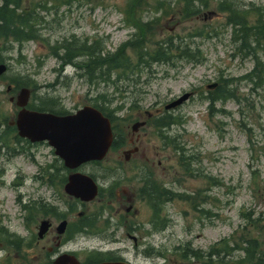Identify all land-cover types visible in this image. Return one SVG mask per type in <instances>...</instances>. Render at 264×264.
Listing matches in <instances>:
<instances>
[{
	"label": "rangeland",
	"instance_id": "rangeland-1",
	"mask_svg": "<svg viewBox=\"0 0 264 264\" xmlns=\"http://www.w3.org/2000/svg\"><path fill=\"white\" fill-rule=\"evenodd\" d=\"M147 1L146 21L159 18L153 31L154 39L163 41L174 37L176 42L190 45L195 52L199 49L201 63L175 59L174 62L162 61L144 66L134 77H129L138 78L140 75V84L135 93L132 94L133 86L128 87L132 82L122 81L119 85L124 89L127 87L129 92L124 94V98L117 99L115 90L104 82L100 83L102 85L98 90L95 86L98 83L88 85L85 82L88 78L80 77L76 67H65L60 73V63L49 55V46L74 36L81 42L100 39L108 51H115L135 33L133 28L124 23L126 0H79L71 6L57 3L56 9H53L56 3L49 2L51 13L40 12L45 18V27L40 32L42 39L23 45L13 39H0V55L8 66L5 74L8 79H0V136L9 133L6 120L14 119L18 110L15 103L10 102L12 94L6 92L13 77L30 81L31 87L37 85V103L45 96L55 97L60 102L59 108L69 112H76L85 105H94L97 94L106 93L115 100L110 109L124 106L116 114L122 119L130 117L136 120L142 116V120H146L148 114L162 115L167 104L186 93H192L190 101L170 112L178 124L167 135L184 147L189 156L199 159V164L192 167L197 176L184 178L176 155L171 149L163 147L152 125L139 133L143 159L138 158L129 165H153L159 171V180L166 186L192 196L199 193V201L207 197L201 208L211 212V216L194 212L191 204L184 201L168 203L164 209L169 219L168 227L164 231L154 232L152 239L147 240V244L155 251L153 261H144L143 257L137 256L133 242L125 236L121 243L110 247L101 236H78L71 248L79 250L99 246L107 247L104 251L122 249L121 253L126 259L138 264H197L193 259L182 261L179 255L182 251L179 253L178 248L184 246L189 250L207 252L211 246L224 240L233 246L241 243L242 235L248 238L247 233L253 227L242 214L261 217L264 227V68L263 73L251 81L239 80L254 70L255 55L264 65V38L257 42L252 37L248 41L251 46L243 48V34H235L233 25L228 23V13L223 10L226 8L225 2L233 3L247 13L249 26L254 29L258 25L255 24L258 14L262 15L264 24V0H209V6L206 5L207 0H195L197 13L191 18L187 17L186 21L181 15L183 0H166L172 6V13L168 15L158 12L157 0ZM29 3L32 5L36 1H25L23 6ZM120 74L112 72L113 79ZM225 79L236 80L234 94L242 101L240 104L233 101L218 103L210 116V103L202 97L209 95V86ZM100 81L104 79L97 82ZM136 102L137 107L131 109L132 103ZM8 138L11 149L23 145L26 153L14 155L2 146L4 141L0 142V226L27 242L21 244L19 249L7 248L0 242V264H45L46 253L41 251V247L35 244L28 246L32 243L36 226L32 225L31 229L26 227L28 215L17 199L22 196V203L42 202L55 206L57 200L53 194L56 190L43 187L35 177L48 166H61L63 163L47 143L17 144L13 133L8 134ZM8 153L12 154L10 159ZM124 158L121 153L113 151L101 165H85L80 171L95 176L100 186L108 190L112 178L104 179L105 172L124 163ZM204 176L214 178L219 184L209 183L208 178H202ZM176 179L183 181L181 187L174 184ZM13 182L19 183V187L11 188ZM101 206L97 200L86 205L87 212L92 214ZM78 207L71 217L73 223L77 221L79 211H86L81 205ZM110 209L106 217L114 215L117 208L111 206ZM140 209L138 222L147 220L150 215L146 205ZM251 236L264 241L258 232ZM161 252L164 258L159 255ZM233 255L235 259L243 258L244 252L235 251Z\"/></svg>",
	"mask_w": 264,
	"mask_h": 264
},
{
	"label": "trees",
	"instance_id": "trees-1",
	"mask_svg": "<svg viewBox=\"0 0 264 264\" xmlns=\"http://www.w3.org/2000/svg\"><path fill=\"white\" fill-rule=\"evenodd\" d=\"M194 2L195 0H184L182 12L184 16H186L184 17L185 20L187 17L191 18V15L197 13ZM157 4L159 6L158 11H162L163 15L172 13V7L170 4H166L165 2H158ZM146 5V0H129L127 2V7L125 10V23L128 26L135 28L136 34L134 35L133 40L124 43L117 50L115 55L104 56L102 43L93 42L90 44L88 40L81 42L75 38L68 40L69 42L63 46L60 45L58 48L53 49L52 51L54 52L52 55L59 58L64 63H72L78 57L88 59L85 63V67L87 70V78L91 84L97 82V80L102 79L106 75V73L103 72L105 66L107 67V80H110V73L116 69L122 70V74H125L127 72L139 70L144 66L152 65L154 62H173L175 58L185 59L188 61L199 60V58H196L197 56H200L198 49L195 52V50H193L190 46L181 42H176V38L174 37L167 38L163 41H156L154 39L155 35H153V31L159 19L156 18L148 22L144 21V18L139 14V11L142 12V9ZM228 9H232L231 11L234 19H240V21L234 20V22L237 23L236 27H239L237 28L239 29L238 31L243 34V48H249L251 46L249 45L248 41L252 37H255L256 41L258 42L261 39V31L264 29L263 22L261 21L254 28L256 30L254 33V29L248 25L247 18H245L243 13L232 6H228ZM36 24L37 23L34 21L32 16L23 17V15H17L14 11L8 10L6 8L0 9V36L2 37L8 38V36H13L20 42L38 39L37 30L35 29ZM60 50H64L63 56L60 54ZM128 50L134 52L135 61H132V57L127 52ZM254 59L256 62L255 69L243 79L252 80L253 77L260 76L261 73H263L264 65L259 60V58L256 57V55L254 56ZM0 62L2 63L3 61L0 59ZM7 79L8 78L5 77L3 80ZM12 83L18 87L30 86L20 77H14ZM233 84V79L220 81L218 89L210 92V94L205 99L208 100L211 105L219 101L225 102L229 99H235L240 102V100L233 94V89L231 88ZM96 102H104L105 104H101L102 108L105 109L107 96L100 95ZM40 103L41 104L38 107L41 110H45L49 107L47 104L52 103V101L50 99H45L40 101ZM212 109L213 108L211 106L210 110ZM174 123L175 121L171 115H165L162 118L153 120L154 127L160 133H162L163 129L171 127V125ZM9 130L15 131L14 129ZM162 136L164 141L165 139L167 140V145L173 146V149L177 154H179L178 160L180 161V165L184 174L187 177H194V170L191 168V157L186 156V154L183 152V149H177L176 145L172 144L168 137H165L163 133ZM115 144L116 146H119V139H117ZM208 181L211 184H219V182L213 178H208ZM152 192L153 195L151 203L156 210H159V208L164 209L166 202L174 200L175 198L186 201L191 200L193 209L198 210V204L194 202L189 196L181 195L179 193H175L172 190L165 189L164 187L160 186L156 180H153ZM203 202L204 199H202V203ZM202 215L211 216L210 212H207L206 214L203 212ZM242 217L245 218L253 227L247 233L248 238H244L245 234L242 235L244 240L241 238V243L235 244V246L232 248L230 242L225 240L212 246L207 253L202 251H192L191 256L188 250H184L180 254L182 259L187 261L193 257L199 261L200 264H264V241L259 240L258 237L251 236L252 233L258 232L261 237H264V227L261 224V217L253 218V216H247L245 214H242ZM161 220V223H163L164 219ZM236 250L243 251L245 255L244 258L229 260V258L232 257V253Z\"/></svg>",
	"mask_w": 264,
	"mask_h": 264
},
{
	"label": "water",
	"instance_id": "water-1",
	"mask_svg": "<svg viewBox=\"0 0 264 264\" xmlns=\"http://www.w3.org/2000/svg\"><path fill=\"white\" fill-rule=\"evenodd\" d=\"M0 67V75L5 71ZM30 92L22 90L18 105L25 107ZM189 98L184 96L168 107L174 108ZM17 126L22 137L33 142L48 140L56 149V154L65 160L69 168H77L91 160H102L113 142L111 124L108 119L93 108L86 107L75 116L56 117L54 115L23 110ZM66 192L83 201H91L97 195V187L92 179L76 174L70 178ZM47 223L42 226L41 236L47 230ZM66 224L59 227L63 233ZM56 264H80L75 258L63 257Z\"/></svg>",
	"mask_w": 264,
	"mask_h": 264
},
{
	"label": "flooded vegetation",
	"instance_id": "flooded-vegetation-1",
	"mask_svg": "<svg viewBox=\"0 0 264 264\" xmlns=\"http://www.w3.org/2000/svg\"><path fill=\"white\" fill-rule=\"evenodd\" d=\"M2 4H4L3 1H2ZM139 140L140 139L134 140V138H132L130 140V143L132 145H135V146L137 145L138 148L141 150V149H143V146L141 145L142 143ZM134 148H137V147H134ZM118 168H122V166H118ZM137 169H138V167H137ZM114 202H116L119 205V211L120 210H124L126 212V217L127 218L129 216H132V215L135 216L134 215L135 214V211L133 212V210H134V206H135V202H136V192L133 191L131 188L124 189V191L120 192L119 196H117V198H115ZM128 205L129 206H132V207H130V208H132L131 211H127L128 207H129ZM52 225L53 226H52L51 231L44 237L43 241L44 242H46V241L51 242L52 241V242H56V243L59 242L60 245H58L57 247H61V246L63 247L65 245V243H66V240L70 237V234L67 233L68 235L66 234V236L57 237V235L55 233L56 232L55 224L52 223ZM113 235L114 234L112 233V236ZM127 235L133 239V241L135 242L136 245H138V239H137V237H134L131 234H127ZM140 239L141 240L143 239L142 234H140ZM49 250H50V252H54V250L52 248H50ZM57 256L58 255L56 254V257Z\"/></svg>",
	"mask_w": 264,
	"mask_h": 264
}]
</instances>
